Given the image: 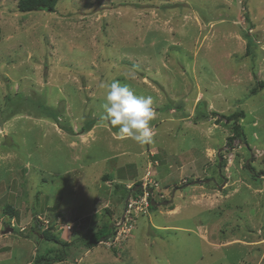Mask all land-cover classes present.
<instances>
[{
    "label": "rangeland",
    "instance_id": "374dc122",
    "mask_svg": "<svg viewBox=\"0 0 264 264\" xmlns=\"http://www.w3.org/2000/svg\"><path fill=\"white\" fill-rule=\"evenodd\" d=\"M0 29V264H264V0H0ZM112 79L150 143L101 119Z\"/></svg>",
    "mask_w": 264,
    "mask_h": 264
},
{
    "label": "clouds",
    "instance_id": "9594fccd",
    "mask_svg": "<svg viewBox=\"0 0 264 264\" xmlns=\"http://www.w3.org/2000/svg\"><path fill=\"white\" fill-rule=\"evenodd\" d=\"M104 89L103 115L111 125L118 126L121 139L137 144L150 143L155 135L151 122L156 118L151 96H138L117 79L100 84Z\"/></svg>",
    "mask_w": 264,
    "mask_h": 264
},
{
    "label": "trees",
    "instance_id": "16d2710c",
    "mask_svg": "<svg viewBox=\"0 0 264 264\" xmlns=\"http://www.w3.org/2000/svg\"><path fill=\"white\" fill-rule=\"evenodd\" d=\"M57 3V0H17V9L21 12H29V11H35V10H47V11H53L54 7ZM0 39H1V29H0ZM261 86H264V81L259 83ZM44 108V112L46 113L45 116H49L52 120L57 121L58 122V118L57 116H55V110H50L47 106H42ZM243 114L241 112H237V113H233L231 115L227 116L228 120H233L234 122L237 121L240 117H242ZM237 123V122H236ZM234 123L233 125V132L236 133L237 136L242 137L243 136V131L240 125ZM90 126H88L86 128V130H89ZM232 139L229 138V141ZM250 169H253L250 165L248 166ZM134 185L131 186L130 188H126L128 190V192H130L133 189ZM137 191H134V194H137ZM152 199H149L148 202V208L149 209H153L154 205L151 204ZM4 211H7L8 213L12 214L14 212V209L12 208V206L6 205L4 207ZM113 228L110 226L109 223H104L102 224L100 227H98V229H96V231L91 232L90 234H87L85 236H81L84 237V239L86 240V244L89 247L94 246V243L99 241L101 237H104L105 241L107 240L106 238H108L111 234H112V230ZM30 233V232H29ZM47 230H42L41 232H38V235L42 234L43 238H46L48 236L47 234ZM80 237V238H81ZM49 238L53 239L54 236H50ZM70 244V242H63V247L68 246ZM53 249L48 248V250L46 251L47 254L44 255H40L39 259H34V264H50V262L53 261H62L64 259L65 256V251H62V254H59L56 257H53L52 255H50V252H52ZM56 254V253H54Z\"/></svg>",
    "mask_w": 264,
    "mask_h": 264
},
{
    "label": "water",
    "instance_id": "95a60500",
    "mask_svg": "<svg viewBox=\"0 0 264 264\" xmlns=\"http://www.w3.org/2000/svg\"><path fill=\"white\" fill-rule=\"evenodd\" d=\"M205 181H207V180H205ZM195 182H196V181H191L190 183H191V184H194ZM197 182H199V181H197ZM173 193H174V190H172V196H173ZM171 199H172V198H171ZM171 199H170V200H166V201H161V202H159V204L166 205V204H168V203L171 201ZM151 204H152V205H155V203H154L153 200L151 201ZM12 231H13L12 226H7V227H5L3 230H0V235H1V234H4V233L12 232Z\"/></svg>",
    "mask_w": 264,
    "mask_h": 264
},
{
    "label": "built area",
    "instance_id": "2783aa9c",
    "mask_svg": "<svg viewBox=\"0 0 264 264\" xmlns=\"http://www.w3.org/2000/svg\"><path fill=\"white\" fill-rule=\"evenodd\" d=\"M148 205V204H147Z\"/></svg>",
    "mask_w": 264,
    "mask_h": 264
}]
</instances>
